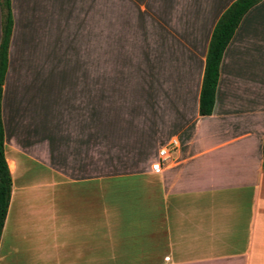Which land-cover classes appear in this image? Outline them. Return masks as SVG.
<instances>
[{
	"label": "crops",
	"instance_id": "crops-1",
	"mask_svg": "<svg viewBox=\"0 0 264 264\" xmlns=\"http://www.w3.org/2000/svg\"><path fill=\"white\" fill-rule=\"evenodd\" d=\"M234 1L11 0L0 264H264V0L200 113Z\"/></svg>",
	"mask_w": 264,
	"mask_h": 264
},
{
	"label": "trees",
	"instance_id": "trees-1",
	"mask_svg": "<svg viewBox=\"0 0 264 264\" xmlns=\"http://www.w3.org/2000/svg\"><path fill=\"white\" fill-rule=\"evenodd\" d=\"M262 0H236L222 14L216 23L207 54L205 72L200 96V113L210 115L213 112L220 67L224 52L233 38L244 15ZM3 9V34L0 46V239L7 217L11 192L12 176L5 155V130L2 119L3 85L9 61V43L13 16L11 0H0Z\"/></svg>",
	"mask_w": 264,
	"mask_h": 264
},
{
	"label": "built area",
	"instance_id": "built-area-1",
	"mask_svg": "<svg viewBox=\"0 0 264 264\" xmlns=\"http://www.w3.org/2000/svg\"><path fill=\"white\" fill-rule=\"evenodd\" d=\"M178 150V142L173 139L168 146H164L159 151V160L153 164V170L162 171L175 159Z\"/></svg>",
	"mask_w": 264,
	"mask_h": 264
},
{
	"label": "rangeland",
	"instance_id": "rangeland-1",
	"mask_svg": "<svg viewBox=\"0 0 264 264\" xmlns=\"http://www.w3.org/2000/svg\"><path fill=\"white\" fill-rule=\"evenodd\" d=\"M116 260L117 259H104V258H99L98 259V264H116V262H115Z\"/></svg>",
	"mask_w": 264,
	"mask_h": 264
}]
</instances>
